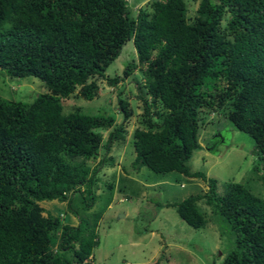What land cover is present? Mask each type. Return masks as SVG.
<instances>
[{
    "label": "trees",
    "instance_id": "obj_1",
    "mask_svg": "<svg viewBox=\"0 0 264 264\" xmlns=\"http://www.w3.org/2000/svg\"><path fill=\"white\" fill-rule=\"evenodd\" d=\"M146 1L150 10L132 15L129 0H0V71L34 77L46 90L29 102L0 97V264H91L101 213L79 215L72 197L84 212L92 206L105 158L89 162L100 146L106 154L123 139L122 123L63 113L60 98L78 88L91 100L98 77L116 84L104 70L127 40L141 67L145 125L131 134L130 168L200 178L204 191L157 206L173 207L197 229L206 222L202 200L232 235L221 264H264V201L238 182H224L219 193L214 178L187 165L200 149L199 113L221 108L252 138L264 166V0H199L191 22L180 15L184 0ZM134 68L127 63L123 76ZM116 107L125 121L128 102L117 97ZM98 129L109 130L104 142ZM42 200L63 202L76 224L45 211Z\"/></svg>",
    "mask_w": 264,
    "mask_h": 264
},
{
    "label": "rangeland",
    "instance_id": "obj_2",
    "mask_svg": "<svg viewBox=\"0 0 264 264\" xmlns=\"http://www.w3.org/2000/svg\"><path fill=\"white\" fill-rule=\"evenodd\" d=\"M184 1L185 9L180 15L186 22H191L199 0ZM149 3L129 0L127 6L133 15L139 7L150 10ZM129 62L135 64V68L123 76L122 70ZM140 68L132 42L127 40L104 70L106 77L120 78L116 84L109 85L104 78L98 77L95 80L97 93L91 100L81 98L78 88L66 98H60L63 113L74 110L102 113L112 115L115 124L122 123L123 139L114 141L106 154L100 146L94 160L89 162L97 167V160L105 158L95 174L92 206L84 212L79 209V196L74 194L72 197V208L77 209L79 215L91 218V214L101 213L95 228L98 245L92 251L91 264H221L230 249L232 235L211 213L209 206L202 200L197 201V207L206 219L203 227L197 229L183 222L173 207L157 206L204 191L203 181L174 171L156 173L145 166L136 171L130 168L134 158L131 134L136 127L145 128L142 103L137 98L136 83L142 82ZM43 87L34 77L10 78L0 71L2 98L29 102L36 94L46 91ZM117 97L126 100L131 110L123 122L116 107ZM157 108L161 109L159 104ZM199 117L197 139L201 145L187 161L189 170L214 178L219 193L224 182H238L264 201V166L256 165L252 138L231 125L225 117V109H203ZM97 131L104 142L109 130ZM40 205L51 214L60 213L65 223L77 221L65 211L63 202L42 200Z\"/></svg>",
    "mask_w": 264,
    "mask_h": 264
},
{
    "label": "crops",
    "instance_id": "obj_3",
    "mask_svg": "<svg viewBox=\"0 0 264 264\" xmlns=\"http://www.w3.org/2000/svg\"><path fill=\"white\" fill-rule=\"evenodd\" d=\"M199 145H201V144H199ZM69 224L74 225V224H76V222H74V220H72Z\"/></svg>",
    "mask_w": 264,
    "mask_h": 264
}]
</instances>
